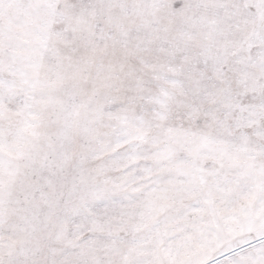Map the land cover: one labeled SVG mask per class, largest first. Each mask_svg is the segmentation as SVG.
<instances>
[{"label": "snow or ice", "instance_id": "snow-or-ice-1", "mask_svg": "<svg viewBox=\"0 0 264 264\" xmlns=\"http://www.w3.org/2000/svg\"><path fill=\"white\" fill-rule=\"evenodd\" d=\"M0 264H264V0H0Z\"/></svg>", "mask_w": 264, "mask_h": 264}]
</instances>
